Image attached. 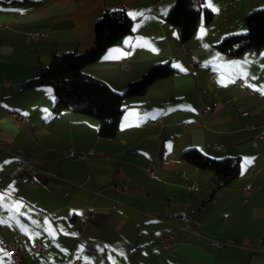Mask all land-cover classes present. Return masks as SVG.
Masks as SVG:
<instances>
[{"label":"crops","instance_id":"1","mask_svg":"<svg viewBox=\"0 0 264 264\" xmlns=\"http://www.w3.org/2000/svg\"><path fill=\"white\" fill-rule=\"evenodd\" d=\"M174 2L0 0V264L12 260L10 242L23 252L19 264H264V47L240 56L216 47L247 33L246 14L264 0H203L214 19L202 18L187 41L167 22ZM224 4L228 12L217 18ZM114 9L133 14L132 32L85 72L117 92L153 64L169 62L175 72L126 98L117 134L103 138L96 118L54 113L51 85L26 83L53 53L89 47L95 21ZM29 30L47 36L27 41ZM68 148L96 152L70 159ZM188 149L239 157L238 176L216 188L211 169L183 159ZM19 152L36 162V174H11ZM149 165L159 180L146 174ZM193 182L196 191L188 189ZM247 184L255 188L245 196ZM178 211L191 215L190 230L167 217ZM168 232L175 243L164 248Z\"/></svg>","mask_w":264,"mask_h":264},{"label":"trees","instance_id":"2","mask_svg":"<svg viewBox=\"0 0 264 264\" xmlns=\"http://www.w3.org/2000/svg\"><path fill=\"white\" fill-rule=\"evenodd\" d=\"M202 18L205 22L214 19V14L204 7L203 0H175L167 14L168 24L180 28L182 41L194 35ZM245 22L247 33L227 36L216 47L233 56L264 47V6L248 12ZM132 29L133 19L124 9L106 10L94 23L95 38L89 47L53 53L50 62L42 66L38 76L29 80L26 86L51 85L57 96L55 114L71 110L91 116L99 121L101 137H115L125 111L124 100L145 95L151 84L175 72L169 62L153 64L139 79L131 81L123 92L115 91L103 80L85 72L87 65L97 61ZM183 159L199 168L211 169L216 188L228 185L240 170L239 157L216 159L199 150L188 149L183 153Z\"/></svg>","mask_w":264,"mask_h":264},{"label":"built area","instance_id":"3","mask_svg":"<svg viewBox=\"0 0 264 264\" xmlns=\"http://www.w3.org/2000/svg\"><path fill=\"white\" fill-rule=\"evenodd\" d=\"M227 12H228V5L224 4L222 11L220 13L216 14V17L217 18H219V17L225 18ZM25 36H26L27 41L37 40L40 38H45L47 36V32L37 31V30H29L26 32ZM194 66H195V62L190 61L191 70L193 69ZM120 67L121 68H127V65L126 64H120ZM235 83H236V85H242L243 81L241 79H238V80H236ZM245 89H248V87L245 86ZM206 112H207V108L203 107L199 117L203 118L205 116ZM10 115L28 126V116H26L22 112H20L18 110H13V111H11ZM160 121H162V118L150 119L148 121V124L149 125H155ZM196 123L197 122H191V123L185 124V126H190V125H193ZM216 148L222 149L221 146H216ZM95 152L96 151L93 149L85 151V150H76L73 148H68L65 151V155L67 158H70V159H82V158H86L90 154H94ZM15 157H16L17 161H16L14 168L11 171V174L13 176L19 175L21 173L33 175V174H36L40 170L39 167L37 166L36 162L33 159L29 158L26 154L19 152V153L15 154ZM45 172H47L48 174L53 175V176L55 175V173L51 170H45ZM145 172L149 177L159 180V176L155 170L154 165L146 166ZM198 188H199V186L196 182H193L192 184H190L188 186V189L191 191H196V190H198ZM254 188H255L254 184H247L243 189L244 195L246 196ZM167 217H172L175 220L179 221L181 224L178 227L181 231L190 230V222H191L192 218L188 212H186V211H178L175 213L169 212V213H167ZM175 237H176V234L174 232H168L163 239V242H162L163 247L164 248L171 247L175 243ZM36 247H38L40 254L43 255V254L47 253V248L45 246H43L42 244L37 243ZM7 250L10 253L11 258H12V260L9 264H19V261L23 255V252L21 251L20 247L16 243L10 242L8 247H7ZM75 262L77 264H80L79 260H76Z\"/></svg>","mask_w":264,"mask_h":264},{"label":"snow or ice","instance_id":"4","mask_svg":"<svg viewBox=\"0 0 264 264\" xmlns=\"http://www.w3.org/2000/svg\"><path fill=\"white\" fill-rule=\"evenodd\" d=\"M210 6V5H209ZM13 11H24V10H22V9H19V10H17V9H13ZM130 15H133V14H131L130 13ZM139 15H143V13H139ZM19 208V202H17V209ZM0 251H3V249H0Z\"/></svg>","mask_w":264,"mask_h":264},{"label":"bare ground","instance_id":"5","mask_svg":"<svg viewBox=\"0 0 264 264\" xmlns=\"http://www.w3.org/2000/svg\"><path fill=\"white\" fill-rule=\"evenodd\" d=\"M28 121H29V119H28ZM37 249H38V247H37ZM38 251H39V249H38Z\"/></svg>","mask_w":264,"mask_h":264}]
</instances>
